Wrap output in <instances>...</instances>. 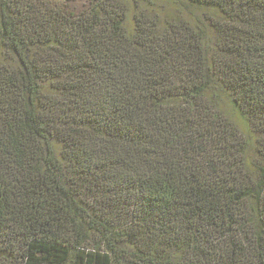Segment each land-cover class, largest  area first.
I'll list each match as a JSON object with an SVG mask.
<instances>
[{"label":"trees","instance_id":"16d2710c","mask_svg":"<svg viewBox=\"0 0 264 264\" xmlns=\"http://www.w3.org/2000/svg\"><path fill=\"white\" fill-rule=\"evenodd\" d=\"M0 264H264V0H0Z\"/></svg>","mask_w":264,"mask_h":264}]
</instances>
